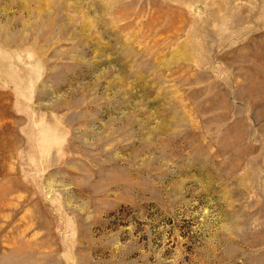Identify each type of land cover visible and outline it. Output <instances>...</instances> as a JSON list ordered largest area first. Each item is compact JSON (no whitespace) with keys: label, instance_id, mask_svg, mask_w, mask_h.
Listing matches in <instances>:
<instances>
[{"label":"rangeland","instance_id":"rangeland-1","mask_svg":"<svg viewBox=\"0 0 264 264\" xmlns=\"http://www.w3.org/2000/svg\"><path fill=\"white\" fill-rule=\"evenodd\" d=\"M0 264H264V0H0Z\"/></svg>","mask_w":264,"mask_h":264}]
</instances>
